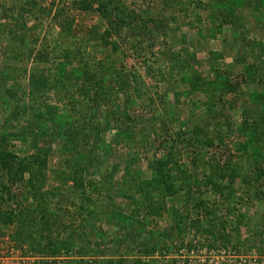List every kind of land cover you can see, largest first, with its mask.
Returning <instances> with one entry per match:
<instances>
[{
	"label": "rangeland",
	"instance_id": "obj_1",
	"mask_svg": "<svg viewBox=\"0 0 264 264\" xmlns=\"http://www.w3.org/2000/svg\"><path fill=\"white\" fill-rule=\"evenodd\" d=\"M99 3L107 16L81 0H0V264H264V0ZM83 64L102 89L77 95ZM188 76L235 88L189 91ZM65 122L96 133L75 140L92 149L83 179L102 188L87 198L68 180ZM9 155L45 160L43 201L26 182L1 187L19 172ZM205 164L237 178L214 170L206 184Z\"/></svg>",
	"mask_w": 264,
	"mask_h": 264
},
{
	"label": "trees",
	"instance_id": "obj_2",
	"mask_svg": "<svg viewBox=\"0 0 264 264\" xmlns=\"http://www.w3.org/2000/svg\"><path fill=\"white\" fill-rule=\"evenodd\" d=\"M82 3V8L83 9H89L92 8L93 6H96L95 8H97V10H99L102 14V16H107L106 13L100 9V3L99 0H81ZM99 3V4H98ZM98 4V5H96ZM127 18H129L128 21H125V19L120 18L118 20V29L116 28V32L117 34H119L120 29H122L123 26H125L124 24L129 22L130 23V18H132V15L129 14L127 15ZM66 25V24H65ZM62 28H64V26H61ZM116 34L114 32L111 31L110 29H105L104 32L102 33V40L104 41L105 45H109L112 47L113 50H116L117 48V43L113 40L114 36ZM66 55V60L68 63H70L72 60H74V58H76V52L74 50V52H67L65 53ZM104 66V62L100 63V66ZM83 68L81 70V75L78 74V77L80 79V87L76 88V94H82L85 93L86 90H89L90 88H86V84L89 83L91 80H97L94 81L95 83V88L98 90L102 89V84L101 87H99V83H101V78L102 77H98V72L97 71H91L90 68L87 67V65L83 64L82 65ZM80 70V69H79ZM187 77H183L186 80V83L189 84V91H193V90H199L202 91L203 93H207L209 95H215V93L218 94H222L225 91H232L235 88V84L231 83L229 80L219 76L216 77L215 80H208L206 79L205 81H200V76H188ZM85 84V85H84ZM97 85V86H96ZM100 88V89H99ZM128 88L126 87L125 83H121L119 82L115 88V92L114 94L118 95V94H124L126 91L125 89ZM95 90V93L99 94L98 90ZM111 93V92H110ZM103 96V98L106 100L109 96H106V94H100L97 97ZM97 101V100H96ZM105 102V101H104ZM106 103V102H105ZM98 106H100V103H98ZM91 108H95V107H91ZM119 112V111H117ZM120 114V112H119ZM84 126V124H83ZM83 126H78L75 129L72 128L70 126L69 123L65 122V125H62V131H64V135H61L62 138H64L63 143L60 147L61 152H65L67 153L69 151V154L67 155L65 161H66V165L69 166V170L67 171V175H68V180H72L73 181V185L72 187H75L76 189V193H75V199H78V197L80 196H85L86 198L89 197L88 195H90L92 193L93 190L95 189H101L100 185H98L97 183H94L93 180L87 182L83 179L82 173L84 170V167H86L84 165V163L86 162V160L91 159V152L92 149H82V147L75 143V140L78 139L79 137H82L80 139V141L84 142V139H86V137L91 136L92 134L96 135V133L94 132V129L91 128V126H89L88 128ZM97 126V125H96ZM96 131L97 130H101V128H95ZM193 137H188L185 140H188L187 143L188 144H192L194 143H199L200 140L198 139V132L197 130L199 129V127H194L193 128ZM201 130V129H199ZM99 131H97L98 133ZM121 132V131H120ZM183 133H186L185 131H183ZM97 140L100 141V137L99 135H97ZM97 140L95 141V145L97 144V149H99L101 147V145H99L97 143ZM206 143H209L208 139H205ZM205 143V144H206ZM79 147V149H77ZM75 152H72V151ZM0 153H6L5 151H0ZM8 158V159H6ZM253 159H257L253 156ZM4 161H8L11 162L13 161V163H15L16 165H18V171L16 172L15 176H10L7 175L5 178H7L6 182L1 183V187L2 188H7L10 189L11 187H14L15 184L19 183V184H23V182H26L28 185V190L29 193L31 194V197H34L35 199L37 198V202L43 201L44 198L46 197L45 192L42 190L43 186H44V182H45V177H46V162L45 160L39 156V155H31L29 157H23L20 158L18 156L15 155H9L7 157L4 158ZM205 168H207V170H209L208 168H210L211 172L209 175L204 176V182L206 184H211L215 183L216 178L214 174V170L215 173L218 177V179L223 180L225 177H231V180L233 178H237V170H235V168L233 169V166L231 168L230 173H228V175H225L224 173H221L220 171L217 170V167H212V165H204ZM251 168V167H250ZM168 169H164L162 170L161 168H158L157 170L155 169L154 172L157 173H163L166 176H169L167 173ZM209 170V171H210ZM164 171L166 173H164ZM254 178L255 181L258 182L260 177L264 176V169L257 170L254 169ZM124 178H126V176H122ZM160 180L162 181V176H160ZM236 180V179H234ZM160 181V182H161ZM18 184V186H20ZM172 184L168 185L167 189L171 190ZM92 188V190H90ZM79 191V192H78ZM75 192V191H73ZM78 208H80V204L77 205ZM50 210V209H49ZM47 216L49 217H53L54 219H56V216L58 217V215H55V213L53 214V212L50 211V213L47 214ZM50 220V219H49ZM63 244V246H65L64 242L60 243ZM59 252V251H58ZM146 252V251H144ZM139 261V260H137Z\"/></svg>",
	"mask_w": 264,
	"mask_h": 264
}]
</instances>
